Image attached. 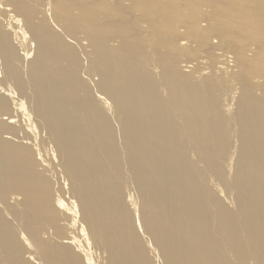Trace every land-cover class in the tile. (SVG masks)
<instances>
[{"label": "bare ground", "instance_id": "obj_1", "mask_svg": "<svg viewBox=\"0 0 264 264\" xmlns=\"http://www.w3.org/2000/svg\"><path fill=\"white\" fill-rule=\"evenodd\" d=\"M77 1L44 0L42 8L39 0H0V22L7 20L0 26V72L10 97L0 98V120L10 116L19 132L15 139L0 134V264H264V97L249 77L240 83L237 129L228 132L238 144L229 154L231 138L215 103L167 77L140 84L145 74L130 41L126 54L107 53L90 12L88 30L77 31L85 11ZM127 22L111 21L128 32ZM185 40L197 44H180ZM234 53L219 50L220 72L239 62ZM202 59L183 61L185 72L177 67L173 76L205 71ZM21 116L28 121L22 128ZM26 127L40 138L38 151L44 145L54 160L41 157L42 171L52 166L67 177L60 185L68 202H42L31 187L35 179L47 182L31 171ZM128 191L143 206L131 203Z\"/></svg>", "mask_w": 264, "mask_h": 264}, {"label": "rangeland", "instance_id": "obj_2", "mask_svg": "<svg viewBox=\"0 0 264 264\" xmlns=\"http://www.w3.org/2000/svg\"><path fill=\"white\" fill-rule=\"evenodd\" d=\"M43 1L44 0H39L38 5L42 6V8H48L46 3L44 7ZM78 1H81L83 3V5L85 6V11L83 13V17H81L83 18L84 23L82 22L77 25V31L88 30L86 17V14L88 12H90V14L92 15L96 14L97 24L94 27H96L97 29L99 44L100 42L104 43V45L107 47V53L109 51H114L118 54H126L129 49L127 42L130 41V50L136 51L134 57L136 58L137 56L141 70L145 74L144 76H138V78L140 79V84L145 85V77H148L149 79L156 82H160L162 77H167L169 80L174 79L178 81L187 89H190V87L192 89L197 88V99H200L202 91L203 97L206 96V98L211 99L215 103L213 105H215L216 110L220 112L221 118H218L223 122V124H227V134L229 131H231L229 133H232V135L234 136L237 129V116L240 114L239 101H242V98L244 97V93L241 91L242 85L244 84L243 81L247 80L249 77L248 80L250 81V86H252L255 91L257 89L255 95L258 98L264 97V92H262V90L264 91V61H262L264 57L260 56H264V0H253V2L252 0ZM84 1L86 3H84ZM255 1H257V3ZM258 1L263 2L262 5L259 4ZM35 8L37 7L35 6ZM49 8H51V5H49ZM119 19L120 21H124V19H127L128 22L125 26H127L126 30L128 32L123 30L124 27H122L121 24L118 26H115L116 24L112 25V20H117L119 22ZM1 20L4 21L6 19L1 16ZM1 22L0 26L2 27L3 22ZM38 22L43 25L42 21ZM141 27L145 31V34H143L144 32L141 31ZM111 31H118V33L111 37ZM180 31H183V33H180ZM182 38H196L197 44H195L193 40H185L183 41V43L185 44L186 42V45H181V41L179 42V40H181ZM176 41L177 43L179 42L178 46L176 45ZM180 46L181 48H179ZM247 46L250 48L248 49L250 51L248 52V55H246ZM16 47L18 46L16 45ZM244 47H246V49H244ZM253 49L255 50V52L253 51ZM219 50L228 51L232 54L233 52H235L234 56L235 58L237 57L236 60L238 59L239 62L242 61L241 64L238 61H235L236 64L238 63L236 65L233 61V63H228V66H230L229 70L220 72L218 70V67L221 66V60L216 56ZM259 52L260 55H258ZM249 53L253 55V57H251ZM199 59H202L206 63H208L209 66L205 65L207 66L205 71L203 70L204 67H201L199 74H194L192 72L187 73L192 74L193 78L191 79L173 76L174 74H179L178 72L173 71L177 67L185 72V69L183 68V61H192ZM257 60L260 61V65ZM255 63H258L259 67ZM133 64H135L134 61ZM234 65H236V67H234ZM241 65L245 68L247 66L246 69H248L249 66L251 71L250 69H248L247 72L244 68L241 67ZM237 66H239L241 69H239V67ZM86 69H88L87 66ZM243 69L247 74H249L245 75V71ZM257 70L259 71L257 72ZM234 72L236 74H234ZM241 72L243 73V77L242 75H240L242 74ZM2 74L3 73L0 72V77L2 78H0V88H3L0 89V98L6 97L9 99L10 97L6 96L4 92V86L9 84V79L5 78L4 74ZM98 78L96 80L93 79L94 83L98 82V80H103V78L101 77L99 79ZM251 80L253 85L251 84ZM123 81L124 78H121V82ZM107 83L114 85V83H109L108 81ZM240 83L243 84H241L240 86ZM237 85L238 89H240L241 87L240 90L237 89ZM108 89L109 88L107 87L106 91H108ZM258 90H260V92ZM239 92H241L240 94L243 93L241 97L239 96ZM230 93H232V95H229ZM226 96H228L229 98H227ZM238 97H240V99L239 101H236L238 100ZM226 100H228V102ZM229 102L231 107L229 105ZM231 103H233V105L234 103L236 104L233 106ZM218 106L220 107L218 108ZM26 110L28 111V109ZM9 118L10 116L6 115L4 116V120L6 122L0 120V134H7L15 139L19 137L18 126L15 122L11 123ZM21 119H23V121ZM21 119L18 118V120H20V123L18 124L22 128V125L24 126V124H26L28 121H24L25 118H23L22 116ZM26 128L28 129V127ZM30 128L28 129V132L26 131L27 137L29 138V140L27 141H31V144H33L28 145L27 151L30 153L36 167L35 170L31 171L35 172L36 174L38 172V176H40V178H43V180L47 182V186L44 183L41 185V183L37 179H35L33 180V184L31 185V187L37 189L42 202L46 201L49 197H51L54 201L56 200V198H59L61 196V198L64 199L66 194H68L69 196V191L67 189V186L63 188L60 184H67L66 182L68 181L65 180L67 179V177L63 174L62 169H59L58 175L56 176L52 166H49V168H47L45 171H42L43 159L41 161V157L46 158V160L53 163V165L54 160L46 152L47 149L44 145L43 150L41 152L38 151L40 149L38 145L41 144V141L39 140L40 138L37 141V139H35L37 136L36 132H33L34 130H32V134ZM227 134H225V137H228L229 135L231 138L229 154H234L235 146H237L238 141L235 137H231V134ZM45 145H47V143ZM35 148L36 150H34ZM55 160H57V157H55ZM61 175L64 177H62ZM59 177L61 178L59 179ZM63 178L65 183L63 181ZM62 189L64 190L62 191ZM221 190L225 191L223 194V201L226 200L225 203H228L229 198L226 196V189L224 190L221 187ZM61 193H63L64 196ZM129 193H132L131 200L133 202L131 203H134L136 201L140 206H143L142 200L137 198V195L133 194V191H128L127 194ZM64 200L67 202L69 201L68 197ZM230 205L231 204L229 201V204H227V206H229L230 209L233 208V206L231 205V207ZM136 207L138 206L136 205ZM135 208L133 207V209ZM51 228H54L57 231H61V229L53 222L51 224ZM76 232L77 235L75 236L77 237L79 244H84V242L81 240V236L79 235L78 230ZM68 233L70 234L69 231ZM81 246L83 247L81 248L84 249V246ZM74 252L75 254H80V250L79 252H76V250ZM145 259L147 260L148 258L145 257ZM99 262L101 263L100 259Z\"/></svg>", "mask_w": 264, "mask_h": 264}]
</instances>
